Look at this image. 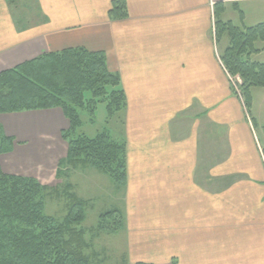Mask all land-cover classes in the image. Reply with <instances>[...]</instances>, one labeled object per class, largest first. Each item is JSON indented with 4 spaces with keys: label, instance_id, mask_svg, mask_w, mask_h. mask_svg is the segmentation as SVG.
Returning <instances> with one entry per match:
<instances>
[{
    "label": "crops",
    "instance_id": "0c3cea01",
    "mask_svg": "<svg viewBox=\"0 0 264 264\" xmlns=\"http://www.w3.org/2000/svg\"><path fill=\"white\" fill-rule=\"evenodd\" d=\"M111 1L0 0V73L65 48L103 51L125 95L113 134L126 146L129 256L264 264V146L255 133L264 87L251 89L248 118L220 60L228 34L217 41L214 27L215 3L222 21L244 28L264 20V0H126L118 20ZM250 58L264 62V50ZM0 127L18 143L10 154L34 157L69 122L60 108L37 109L1 113Z\"/></svg>",
    "mask_w": 264,
    "mask_h": 264
},
{
    "label": "trees",
    "instance_id": "16d2710c",
    "mask_svg": "<svg viewBox=\"0 0 264 264\" xmlns=\"http://www.w3.org/2000/svg\"><path fill=\"white\" fill-rule=\"evenodd\" d=\"M222 9V3L214 4L216 40L224 32L229 38L220 60L235 80L249 110L251 89L264 87V62L250 58L264 50V20L239 28L219 18ZM108 16L113 20L126 18V0H112ZM258 41L263 44L260 48L256 46ZM86 92L90 93L89 98ZM98 102L105 103L106 121L125 106L120 77L108 69L103 51L65 48L0 73V114L60 108L69 122V128L61 131L62 139L67 142L66 158L60 161V166H66L65 172L57 170L60 178L68 179L64 184L67 203L63 220L44 213L46 185L33 177L5 173L0 167V264H98L85 254L84 231L76 227L84 221L86 201L74 192L69 182L72 170L94 168L107 175L118 190L126 184L124 142L107 129L93 137L76 134L81 126L79 110L93 116ZM14 143V138L6 136L0 127V155L9 153ZM113 214L122 216L119 209L112 208L98 219L103 222ZM122 227L123 219L115 229Z\"/></svg>",
    "mask_w": 264,
    "mask_h": 264
},
{
    "label": "rangeland",
    "instance_id": "374dc122",
    "mask_svg": "<svg viewBox=\"0 0 264 264\" xmlns=\"http://www.w3.org/2000/svg\"><path fill=\"white\" fill-rule=\"evenodd\" d=\"M222 45L223 42H219L217 48L220 50ZM262 45L261 42H256L257 47ZM85 95L86 98L90 97L89 92H86ZM79 114L81 126L77 129L76 134L84 133L89 137H93L107 125L104 102L96 104L93 116H90L86 110H79ZM259 116L260 119L258 118L255 133L264 146V111ZM121 122L120 113H116L110 119V131L113 136L115 129L117 130L122 126ZM16 144L18 143H14L9 153L0 155V167L2 168L1 165L5 166L6 164L7 168L13 167L15 171H19V173L9 174L33 177L40 184L46 185L48 191L44 193V213L59 221L63 220L67 203L64 184L68 182V179L65 176L60 178L57 175V170L59 168L62 169V172H65L66 166H60V161L66 158L67 142L62 137L47 140L46 143L39 146V152L34 157L29 156V152H21L23 151L22 148H18L14 155L19 157L14 160L12 159L14 155L10 153L14 151ZM96 173H100L102 177L98 179ZM69 182L73 184L74 192L86 201L84 221L76 226L84 231V239L87 243V248L84 249L85 254L98 264H134L135 261L129 256L130 250L127 247L128 226H125L126 213L122 189L119 191L107 175L94 168H86L85 171L72 170ZM112 208L119 209L122 216L113 214L114 216L111 215L101 222L98 219L99 215ZM122 219L123 227L116 230L115 228L121 223ZM168 256H163L166 260L162 259L161 256L159 260L163 261L156 264H171V259Z\"/></svg>",
    "mask_w": 264,
    "mask_h": 264
},
{
    "label": "built area",
    "instance_id": "2783aa9c",
    "mask_svg": "<svg viewBox=\"0 0 264 264\" xmlns=\"http://www.w3.org/2000/svg\"><path fill=\"white\" fill-rule=\"evenodd\" d=\"M231 81H232L233 85L235 86V88H237V87H236V84H235V82H234V80L231 79Z\"/></svg>",
    "mask_w": 264,
    "mask_h": 264
}]
</instances>
